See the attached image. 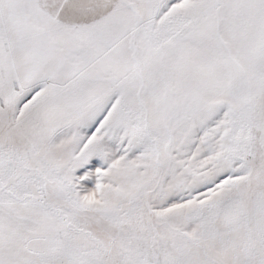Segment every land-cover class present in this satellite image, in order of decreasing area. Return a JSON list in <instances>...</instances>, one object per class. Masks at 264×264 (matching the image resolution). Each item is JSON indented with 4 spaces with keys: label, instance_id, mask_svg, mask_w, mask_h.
Returning <instances> with one entry per match:
<instances>
[{
    "label": "snow or ice",
    "instance_id": "snow-or-ice-1",
    "mask_svg": "<svg viewBox=\"0 0 264 264\" xmlns=\"http://www.w3.org/2000/svg\"><path fill=\"white\" fill-rule=\"evenodd\" d=\"M0 264H264V0H0Z\"/></svg>",
    "mask_w": 264,
    "mask_h": 264
}]
</instances>
